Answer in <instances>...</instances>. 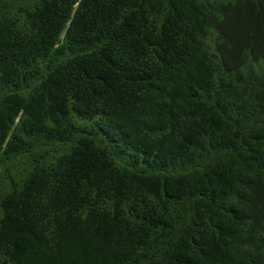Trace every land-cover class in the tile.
<instances>
[{
    "label": "trees",
    "instance_id": "16d2710c",
    "mask_svg": "<svg viewBox=\"0 0 264 264\" xmlns=\"http://www.w3.org/2000/svg\"><path fill=\"white\" fill-rule=\"evenodd\" d=\"M0 264H264V0H0Z\"/></svg>",
    "mask_w": 264,
    "mask_h": 264
}]
</instances>
